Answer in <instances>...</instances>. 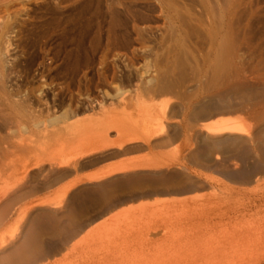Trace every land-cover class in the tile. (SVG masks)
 <instances>
[{"label": "rangeland", "instance_id": "rangeland-1", "mask_svg": "<svg viewBox=\"0 0 264 264\" xmlns=\"http://www.w3.org/2000/svg\"><path fill=\"white\" fill-rule=\"evenodd\" d=\"M219 119L241 133L204 130ZM119 130L138 140L60 163L82 132L113 143ZM28 132L59 163L17 165L0 246L68 216L77 233L138 203L199 204L208 177L239 186L225 175L264 155V0H0V147ZM121 164L135 167L84 179Z\"/></svg>", "mask_w": 264, "mask_h": 264}, {"label": "bare ground", "instance_id": "bare-ground-1", "mask_svg": "<svg viewBox=\"0 0 264 264\" xmlns=\"http://www.w3.org/2000/svg\"><path fill=\"white\" fill-rule=\"evenodd\" d=\"M219 54L223 56L222 48ZM234 124L229 119H219L205 125L204 130L212 135L241 133ZM78 137V143L73 137L67 144L76 141L80 151L70 153L63 161L57 157L48 159L52 144L33 132L0 147V217H8L14 202L7 190L19 170L18 164L20 170L26 169L28 160H34L35 165L45 161L67 165L83 155L121 149L138 140L125 137L120 130L113 143L97 142L87 131ZM53 144V154L57 156L64 142L56 138ZM134 167L109 166L84 179L98 180ZM225 176L235 179L239 186L208 177L205 183L210 193L204 202L189 207H177L174 198L155 200L130 205L97 222H88L77 233L71 231L78 216H68L46 233L31 230L18 243L10 239L0 246V264H258L264 257V155L255 159L250 170L228 172ZM59 181L57 178L56 182ZM80 181L82 178H74L64 190ZM217 185L222 188L217 189ZM195 189L190 186L176 193Z\"/></svg>", "mask_w": 264, "mask_h": 264}]
</instances>
